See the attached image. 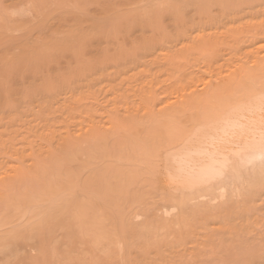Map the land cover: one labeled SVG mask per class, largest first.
<instances>
[{"label":"rangeland","instance_id":"374dc122","mask_svg":"<svg viewBox=\"0 0 264 264\" xmlns=\"http://www.w3.org/2000/svg\"><path fill=\"white\" fill-rule=\"evenodd\" d=\"M174 1H171L172 4L174 2L172 7L171 2L164 1V9L155 7L157 9L154 10L148 0H128L129 4L127 0H0V18L3 16L0 29L6 33L0 40V53L4 54L0 56V264L9 261V264H74L78 256L83 257V264L264 263V183L261 184V180L259 186L255 183L256 187L250 181L255 187L253 189L249 187L250 183L242 181L249 182L250 177L245 179V174L240 173L242 180L237 177L232 185L235 177L230 183L229 178L236 171L228 178L229 171H233L230 167L226 171L228 175H223V179L228 178L230 193L228 187L226 191L223 190L225 186L221 188L219 185H223V180V183L215 184L224 191L223 196L219 195L221 191L219 187L217 190L214 188L213 180L211 188L208 190L207 186L205 189L211 192L214 189L215 199L209 194L205 199L198 200L197 197L194 199L196 202L183 201L182 207L184 195L181 197L183 193L179 192L186 190L182 187L174 189L173 186L164 188L160 182L164 153L171 147L166 144V139L162 142L161 138L165 144L156 146L161 148V155L141 158L127 150L119 153L120 148L129 147L125 146L126 142H130L128 137L134 133L136 137L139 133L137 141H143L141 135L147 137L153 131L159 134L152 128L155 125H151V118L155 115L170 113L184 101L222 84L230 75L264 60V0H241L240 6H235L234 0H210L204 3L205 6L197 5L198 2L194 4L195 0H186L193 1L188 6L184 0V4L179 2L181 0ZM103 4L107 5L103 7ZM99 6L112 9L104 15L99 12V16ZM74 17L79 20L80 17H96L98 22L102 20L99 24L103 28L98 24V31L92 33L94 35L85 31L84 40L80 39L81 43L77 41L68 49L55 47L45 50L44 47L27 45V42L52 35L66 37L67 25L73 27L69 25L74 22L70 21ZM59 23L65 30L63 27L60 29L61 26L57 29ZM46 26L49 27L45 29ZM202 48H206L205 54ZM22 96L27 97L22 99ZM192 111L193 108L183 110L176 117V123L181 122V125L178 123L180 127L188 123L184 127H191L188 115L190 117ZM118 124L123 126L119 134ZM169 124L163 126L166 129L163 128L160 134L170 130L172 126ZM106 137L108 142L114 143V147L109 144L107 153V148L100 142V138L105 142ZM249 168L245 169L249 171ZM259 168L255 169L257 172L254 170L255 174L262 166ZM249 173H246V178ZM240 194L244 195L243 198ZM58 198L65 201H57ZM140 198L146 200L141 199L145 203L139 201ZM98 201L103 204L99 205ZM179 201L182 209L178 210L172 204L177 205ZM66 202L71 206L68 207ZM12 203L16 204L17 210L15 205L11 208ZM166 205L169 211L165 210ZM61 209L64 213H53ZM140 210L143 216L138 213ZM164 211H173L176 216L170 217L172 214ZM67 212L79 214V217L76 218L75 214L76 219H67ZM16 213L25 222L8 220ZM31 215L35 217L33 221L42 220L32 229L30 220H25ZM166 224H170L169 227ZM183 247L187 248L186 251Z\"/></svg>","mask_w":264,"mask_h":264},{"label":"bare ground","instance_id":"6f19581e","mask_svg":"<svg viewBox=\"0 0 264 264\" xmlns=\"http://www.w3.org/2000/svg\"><path fill=\"white\" fill-rule=\"evenodd\" d=\"M18 1V0H17ZM47 1H49V0H47ZM93 1V0H92ZM108 1V0H107ZM133 1V0H132ZM134 1H136V0H134ZM149 2H152V6L151 7H153L154 8V10H156L155 9V7H158V9L161 7V8H165L164 6V4H163V2L165 1L166 3H169V2H171V1H174V0H156V1H151V0H148ZM161 1V2H160ZM183 0H181V1H179V2H181V3H183L184 4V1H185V4L187 5L188 3H193V1L192 2H186V0H184L183 2H182ZM195 1H196V3H195ZM194 1V4H197V2H198V4L197 5H204V3H206L207 1H210V0H195ZM231 1H233V0H231ZM237 1V2H236ZM239 0H234V2H232L235 6L237 5V6H240V5H238V3L240 4L241 2H243V1H241L240 0V2H238ZM245 1V0H244ZM96 2V1H95ZM123 2V1H122ZM127 2H128V0H127ZM156 2V3H155ZM174 2H176V1H174ZM174 2H173V4H172V2H171V4L172 5H170L171 7L174 5ZM178 2V1H177ZM247 2H248V0H247ZM45 3V2H44ZM51 3V2H50ZM97 3V2H96ZM104 3V2H103ZM109 3V2H108ZM124 3V2H123ZM199 3H201V4H199ZM231 3V2H230ZM236 3V4H235ZM47 4V3H46ZM45 4V5H46ZM89 4V3H88ZM95 4V3H94ZM125 4V3H124ZM127 4V3H126ZM128 4H129V2H128ZM243 4V3H242ZM245 4V3H244ZM41 5V4H40ZM107 5V4H106ZM105 5V6H106ZM132 4H130V6H131ZM206 5V4H205ZM204 5V6H205ZM233 5V7H235ZM39 6V5H38ZM38 6H37V9H38ZM104 6V4H103V7H105ZM108 6H110V4L108 5ZM126 6H128V5H126ZM188 6V5H187ZM192 6V5H191ZM33 7H35V6H33ZM41 7V6H40ZM48 7V6H47ZM97 7H98V4H97ZM103 7L102 8H100V6H99V10L98 9H96V10H98V14H99V12H101L100 14H103L104 15V13H107V12H110L111 11V9L109 8L108 9V7H107V10H109V11H107L106 10V8H104L103 9ZM242 7H243V5H242ZM94 8V7H93ZM49 9V8H48ZM72 9V8H71ZM88 9H89V7H88ZM237 9V8H236ZM35 10V9H34ZM42 10V9H41ZM58 10V9H57ZM38 11V10H37ZM53 11V10H52ZM62 11V10H61ZM93 11V10H92ZM127 11H128V9H127ZM131 11V10H130ZM159 11V10H158ZM233 11V10H232ZM4 12V11H3ZM6 12V11H5ZM4 12V13H5ZM46 12V11H45ZM122 12H124V10H122ZM7 13V12H6ZM24 13V12H23ZM10 14V13H9ZM41 14V13H40ZM53 14V13H52ZM98 14H96V15H98ZM100 14H99V16H100ZM111 14V13H110ZM49 15V14H48ZM64 15V14H63ZM72 15V14H71ZM71 15H68V16H71ZM106 15H109V14H106ZM7 16V15H6ZM54 16H55V14H54ZM61 16V15H60ZM67 16V17H68ZM76 16V15H75ZM117 16V15H116ZM3 17V16H2ZM1 17V18H2ZM1 18H0V20H1ZM56 18H58V17H55V19ZM66 18V17H65ZM76 17H74L73 18V20L71 19L70 21H74L73 23H72V25H69V26H73L72 28H69L68 27V25H67V28H68V30H66V31H68V32H66L67 34H66V37H64V36H62V37H60V36H49V38L47 37V38H44V39H41V38H39V40L38 41H35V42H32V41H30V40H28V41H30V42H27V45L29 46V47H33V46H35V48L37 47V48H45V50H46V48H55V47H62V48H67V47H70L73 43H75L76 42V44H77V41L79 42L80 41V39H82L83 37H84V35H86V33H84L85 31L88 33V34H92V33H94L95 31H98V29H97V27H98V24L99 23H101L102 22V20H101V22H98L97 20H98V18L97 19H95V18H86V19H83V18H81L80 17V20L78 19V18H76ZM6 19V18H5ZM62 21H63V18H62V16H61V18H60ZM81 19L82 20H84V23H85V20H87V22L88 23H85V25H84V23L81 21ZM59 20V19H58ZM57 20V21H58ZM66 20V19H65ZM77 22H76V21ZM21 21V20H20ZM52 21H54L53 19H52ZM11 22V21H10ZM37 22V21H36ZM104 22V21H103ZM13 23V22H12ZM14 23H16V22H14ZM32 23V22H31ZM43 23V22H42ZM45 23V22H44ZM52 23V22H51ZM63 23V22H62ZM65 23V22H64ZM75 23V24H74ZM4 24V23H3ZM6 24V23H5ZM19 24H20V22H19ZM23 24V23H22ZM21 24V25H22ZM50 23H48V25H49ZM1 25V24H0ZM46 25V24H45ZM59 26H58V28L57 29H59L60 28V26H61V28L60 29H62V27H63V25L61 24V23H59L58 24ZM100 25H102V24H99V28H103V27H100ZM14 26V25H13ZM16 26V25H15ZM25 26V25H24ZM27 26H28V24H27ZM56 26H57V24H56ZM65 26V25H64ZM47 27H49V26H46L45 27V29H47ZM51 28H52V26H50ZM18 28H19V26H18ZM30 28V27H29ZM55 28V27H54ZM64 28V30H65V27H63ZM66 28V29H67ZM6 29V28H5ZM49 29V28H48ZM97 29V30H96ZM3 30V31H2ZM8 30V29H7ZM28 30V29H27ZM95 30V31H94ZM99 30H101V29H99ZM105 30V29H104ZM11 31V30H10ZM41 31V30H40ZM44 31H47V30H44ZM89 31V32H88ZM90 31H92V32H90ZM51 32V31H50ZM57 32V31H56ZM4 33H5V30L4 29H0V40L2 39L3 40V38L2 37H4ZM11 33V32H10ZM36 33V32H35ZM41 33V32H40ZM45 32H43V34H44ZM54 33V32H53ZM63 33H65V32H63ZM97 33V32H96ZM6 34V33H5ZM34 34V33H33ZM69 34V36H67ZM35 35V34H34ZM37 35H39V34H37ZM61 35H63V34H61ZM92 35H94V34H92ZM29 36V35H28ZM42 36V35H41ZM44 36V35H43ZM46 36H47V34H46ZM30 37V36H29ZM31 37H33V36H31ZM94 39V38H93ZM1 40V41H2ZM83 40H84V38H83ZM0 41V42H1ZM82 41V40H81ZM81 41H80V43H81ZM87 41H90L89 40V38H88V40ZM86 41V42H87ZM93 41V40H92ZM4 42V41H3ZM2 42V43H3ZM22 42H24V41H22ZM26 42V41H25ZM32 42V43H31ZM34 44V45H31V44ZM84 43V42H83ZM84 44H86V43H84ZM3 45V44H2ZM16 45H19V44H16ZM75 45V44H74ZM82 45V44H81ZM27 46V47H28ZM77 47V46H76ZM10 47H8V49H9ZM13 48V47H12ZM15 48V47H14ZM26 49V48H25ZM68 49V48H67ZM29 50V49H28ZM32 50V49H31ZM55 50V49H54ZM10 51V50H9ZM9 51H7V52H9ZM51 51V50H50ZM63 51H64V49H63ZM201 51H202V53L203 54H205L206 53V48H202L201 49ZM29 52V51H28ZM31 52V51H30ZM4 53V52H3ZM10 53V52H9ZM8 53V54H9ZM44 53V52H43ZM4 55V54H3ZM3 55H2V53H0V56H2L3 57ZM7 55V54H6ZM37 55V54H36ZM50 55V54H49ZM48 55V56H49ZM32 56V55H31ZM39 56V55H38ZM46 56V55H45ZM47 56V57H48ZM2 57H0V58H2ZM7 58V57H6ZM37 58H40V57H37ZM36 58V59H37ZM29 59H30V57H29ZM28 59V60H29ZM260 62H259V64L257 63V64H255V66L253 67H251V68H245V69H243V70H240L239 72H236L234 75H230V77L225 81V82H222V84L220 83V84H217V85H215V86H212L211 88H209L208 90H206V92L204 93V94H198V95H195V96H193L192 98H190V99H188V100H186V101H184L182 104H180V106H177V107H175V110L173 109L172 111H169L170 113H167V112H165L164 114H157V115H155L154 117H152L151 119L153 120L152 122H151V125H155V127L154 126H152V128H155L154 130H156L157 129V132L159 133V134H156L155 133V131H153V133L152 134H148V136L146 137V135H141V137L140 138H143V141H144V139H145V141L143 142V141H137V139H138V135H139V133L137 134V137L136 136H134V135H136L133 131V133L134 134H132L133 136H129L128 137V139H129V141L130 142H126L127 144L125 145V146H129V147H127V148H120L119 149V153H121L122 151H124V150H127L128 151V153H131V154H134V155H137V156H141V158H142V156H144V157H149V156H151L152 154H157V155H161L163 152H162V150H161V148H157L156 146H159V144L160 145H162V144H165V143H162V142H164L163 140H167V142H166V144L168 145V146H171L170 148H169V150L168 151H165V153H164V158H165V163H164V165H162L163 166V168H162V177H161V179H160V182H161V186L162 187H164V188H167V187H171V186H173L174 187V189L177 187H182L181 189H183L184 188V190H186V191H181V192H179L180 194L181 193H183V194H181V197H183L182 195H184V198L182 199V202L181 203H183V205L182 204H180V201L179 202H177V205L174 203V205L172 204V206L173 207H175V208H179L180 209V207H181V205H182V207H184V202L183 201H187V200H189L190 202L191 201H195L194 199H196L197 197L199 198L198 200H200V198H204L205 196H208L209 197V194L211 195H215V193H213L214 192V189H213V186L215 185V184H218V183H220V182H222L223 183V180L225 181L224 183H226L227 184V180H228V178L232 175V174H234L235 173V171H236V173L234 174V175H232L229 179H230V181H229V183L232 181L231 179H232V177H235V178H233L234 180L232 181V185H233V183H234V181H235V179H237V177L239 178V180L241 179L242 180V178H243V176H244V174H245V179H248L249 177V182H247L246 180H242V181H244L246 184H248L249 185V183H250V181L252 182V183H254V186L256 187V185L257 186H259V181L261 180V184H263L264 183V181L262 180L264 177H262V173H263V176H264V60H259ZM17 62V61H16ZM15 75V74H14ZM17 75V74H16ZM2 89H3V87H2ZM1 89V90H2ZM17 89V88H16ZM7 90H9L8 88H7ZM11 90H12V88H11ZM18 90V89H17ZM3 91V90H2ZM5 92V91H4ZM3 92V93H4ZM8 92V91H7ZM22 92V91H21ZM25 93V92H24ZM8 95H11L10 93L8 94ZM24 95H26V94H24ZM4 96V95H3ZM93 96V95H92ZM91 96V97H92ZM95 96V95H94ZM93 96V97H94ZM7 97V96H6ZM25 97V96H24ZM23 96H22V99L24 98ZM27 97V96H26ZM25 97V98H26ZM29 97V96H28ZM15 98H16V96H15ZM80 98V97H79ZM13 99V98H12ZM4 102H5V99H4ZM15 102V101H14ZM28 102V101H27ZM4 104V103H3ZM2 104V105H3ZM5 104H7V103H5ZM11 105V104H10ZM29 105H32V104H29ZM5 106V105H4ZM191 108H193V111L190 113L191 114V116L189 117V115H188V118H186V119H188L189 121H190V124L192 125L191 127H189V128H187V127H184L185 125H187L188 123H186L185 125H183V127H180L179 125H181L179 122V125H178V123H176L178 120H177V116H179L180 115V113L184 110H190ZM71 112V111H70ZM10 115V114H9ZM65 115V114H64ZM66 115H67V113H66ZM69 115V114H68ZM72 115V114H71ZM184 116V115H183ZM8 117V116H7ZM4 118H6V117H4ZM68 119H69V117H67ZM71 118V117H70ZM72 118H73V116H72ZM180 117H178V119H179ZM181 120H182V118H180ZM181 120H179V121H181ZM183 121H184V118H183ZM186 121V120H185ZM165 122V123H164ZM166 123H171V124H169V125H171L172 127H170V130L168 131V132H166V133H164V134H160V133H163V126H166ZM165 124V125H164ZM22 125H24V124H22ZM121 124H118L116 127L118 128V132H117V134H119V130H123V126H120ZM147 127V126H146ZM150 127V126H149ZM167 127V126H166ZM29 128V127H28ZM31 128H32V126H31ZM161 130H160V129ZM30 129V128H29ZM164 129H166V128H164ZM48 130H49V128H48ZM137 130V129H136ZM135 130V131H136ZM153 130V129H152ZM183 130V131H182ZM148 132H150V131H148ZM45 133V132H44ZM93 133H95V132H93ZM137 133V132H136ZM96 134H97V132H96ZM95 134V135H96ZM131 134V133H130ZM155 134V135H154ZM46 135V134H45ZM95 135L93 136V139H95ZM42 136H43V134H42ZM97 136V135H96ZM98 136H99V134H98ZM142 136H145V137H142ZM90 137H92V135H90ZM118 137V136H117ZM150 137H152V139H150V141H149V138ZM155 137V138H154ZM139 138V139H140ZM148 138V141L146 140ZM161 138H162V142H161ZM153 139L154 140H157L156 142L155 141H153ZM97 140V139H96ZM95 140V141H96ZM142 140V139H141ZM152 140V141H151ZM2 141V140H1ZM98 141V140H97ZM169 141H171V142H169ZM100 142L102 143V145H105V147L107 148V150H106V152L105 153H107V151H108V146H110L109 144H111V142H110V140H109V142H108V140H107V137H106V139H105V142H104V140L103 141H101V138H100ZM132 145V146H131ZM124 146V147H125ZM175 146H178V147H175ZM98 147V146H97ZM111 147H114V143H112L111 144ZM110 147V148H111ZM172 147H175V148H172ZM99 148V147H98ZM102 148V147H101ZM109 148V149H110ZM155 148H157V149H155ZM103 151V150H102ZM101 151V152H102ZM110 151V150H109ZM109 153V152H108ZM122 155V154H121ZM78 156V155H77ZM146 158V159H147ZM150 158V157H149ZM121 159V158H120ZM120 159H117V160H120ZM236 162H237V164H236ZM238 162H239V164H238ZM152 163V162H151ZM150 163V164H151ZM233 163L234 164H236V165H233ZM231 165V166H230ZM233 165V166H232ZM243 165V167H241V166ZM253 167H252V166ZM256 165V166H255ZM259 165H260V167L262 166V168H261V170H259V172H261V173H257V174H255L257 171L255 170V169H260L259 168ZM235 166H237V168L235 167ZM238 166H240V167H238ZM247 166H250L251 167V169L249 168V167H247ZM230 167H232V169H233V171L231 170V171H229L228 173H229V175H228V173L226 172L227 170H228V168H230ZM233 167H235V168H233ZM255 167V168H254ZM257 167V168H256ZM241 168L243 169V170H241ZM247 168H249L250 170L248 171V170H246ZM252 168H253V170H252ZM243 172H241L240 170ZM244 169H245V171H244ZM238 170V171H237ZM254 170L256 171V172H254ZM240 171V172H239ZM253 171V172H252ZM233 172V173H232ZM237 172H239V173H237ZM247 172H250L249 174H250V176H249V174H247V178H246V173ZM109 173V172H108ZM225 173H227L226 174V176L228 177H224V179H223V175H225ZM240 173L241 174H243V176H241L240 175ZM251 173H253V174H251ZM127 174V173H126ZM258 174H259V176L261 175V179L259 178V176H258ZM52 175H53V173H52ZM107 175V174H106ZM112 175V174H111ZM110 175V176H111ZM123 175V174H122ZM237 175V176H236ZM254 177V180H252V176ZM254 175H256V176H254ZM109 176V175H108ZM113 176H114V174H113ZM117 176V175H116ZM127 176V175H126ZM240 176H241V178H240ZM112 177V176H111ZM124 177V176H123ZM134 177V176H133ZM181 177H185L184 179H186V181H183L184 179L183 178H181ZM219 178V180H218V178ZM256 177V178H255ZM225 178H227V179H225ZM183 179V180H182ZM251 179V180H250ZM256 179H257V182H256ZM134 180V179H133ZM213 180H215V181H213ZM218 182H217V181ZM105 181V180H104ZM108 181V180H107ZM110 181V180H109ZM126 181V180H125ZM212 181H213V183H214V185H212V192L211 191H208L211 187V184H213L212 183ZM263 181V182H262ZM113 182H115V181H113ZM118 182V181H117ZM131 182V181H130ZM243 182V183H244ZM103 183V182H102ZM116 183V182H115ZM121 183V182H120ZM184 183H186L185 185H184ZM223 183V185H221V183L219 184L220 186H221V188H222V186L224 187L223 188V190L225 189L226 190V187H228L227 188V190H228V193H230L229 192V190H230V188H229V184H224ZM252 183H250L251 185H249V187L251 186V188H253V189H255V187H252ZM255 183H256V185H255ZM96 184V183H95ZM110 184V183H109ZM112 184V183H111ZM71 185V184H70ZM69 185V186H70ZM139 185V184H138ZM219 185H218V187H219ZM64 186V185H63ZM116 186V185H115ZM131 186V185H130ZM202 186H204L203 188H201ZM208 186V187H207ZM72 187V186H71ZM82 187V186H81ZM105 187H107V186H105ZM109 187V186H108ZM124 187V186H123ZM128 187V186H127ZM205 187H207V189L208 190H206L205 189ZM210 187V188H209ZM217 185H215L214 186V188L217 190ZM231 187V186H230ZM60 188H61V186H60ZM70 188V187H69ZM99 188V187H98ZM104 188V187H103ZM113 188V187H112ZM172 188V187H171ZM199 188H201V189H199ZM221 188L219 187V190L221 191V194H219L220 193V191H219V195H222V192H224L223 190H221ZM104 189H109V188H104ZM180 189V190H181ZM198 189L200 190V193H199V191H198ZM62 190H65V189H62ZM177 190H179V189H177ZM226 190V191H227ZM43 191V190H42ZM59 191V190H58ZM79 191V190H78ZM113 191V190H112ZM117 191V190H116ZM205 191V192H204ZM208 191V192H207ZM225 191V193H227ZM249 191V190H248ZM41 192V191H40ZM69 192V191H68ZM95 192V191H94ZM98 192V191H97ZM102 192H103V190H102ZM105 192V191H104ZM110 192V191H109ZM126 192V191H125ZM202 192V193H201ZM204 192V193H203ZM207 192V193H206ZM211 192V193H210ZM46 193H48V191L46 192ZM111 193V192H110ZM109 193V194H110ZM119 193V192H118ZM117 193V194H118ZM225 193H223V194H225ZM228 193H227V195H228ZM240 193H241V191H240ZM43 194V193H42ZM45 194V193H44ZM71 194V193H70ZM74 194H76V193H74ZM172 194V193H171ZM208 194V195H207ZM244 194V193H243ZM36 195H37V193H36ZM52 195V194H51ZM68 195V194H67ZM66 195V196H67ZM119 195V194H118ZM123 195V194H122ZM211 195V196H212ZM214 195H213V197L212 198H214ZM218 195V196H219ZM241 196H242V198H243V196L244 195H242V194H240ZM33 196V195H32ZM42 196H44V195H42ZM102 196V195H101ZM103 196H105L104 194H103ZM113 196V195H112ZM112 196H110V197H112ZM115 196V195H114ZM223 196V195H222ZM60 197V196H59ZM64 197V196H63ZM63 197L61 198V199H63ZM99 196L97 195V198H98ZM131 197V196H130ZM139 197V196H138ZM215 197H217V195H215ZM221 197V196H220ZM36 198V197H35ZM96 198V199H97ZM103 198V197H102ZM114 198V197H113ZM137 198V197H136ZM135 198V199H136ZM206 198V197H205ZM204 198V199H205ZM38 199V198H37ZM43 199V198H42ZM45 199V198H44ZM59 200V198H58V200L57 201H61V202H63V201H65V200ZM68 199H70V198H68ZM67 199V200H68ZM71 199H72V197H71ZM84 199V198H83ZM105 199H107L106 197H105ZM104 199V200H105ZM112 199V198H111ZM115 199V198H114ZM141 199L142 198H140V200L139 201H141ZM179 199V198H178ZM215 199V198H214ZM231 199V198H230ZM235 199V198H234ZM51 200V199H50ZM56 200V199H55ZM89 200H91V198L89 199ZM110 200V199H109ZM143 200V199H142ZM210 200V199H209ZM213 200V199H212ZM244 200V199H243ZM33 201V200H32ZM31 201V204L33 203L34 204V202L36 201H34V202H32ZM73 201V200H72ZM96 201V200H95ZM110 201H112V200H110ZM127 201V200H126ZM143 201H146V200H143ZM143 201H141V202H143ZM188 201V202H189ZM29 202V201H28ZM70 202V201H69ZM89 202V201H88ZM100 202V203H99ZM106 202H107V200H106ZM105 202V203H106ZM122 202V201H121ZM196 202V201H195ZM239 202V201H238ZM10 203V202H9ZM23 203V202H22ZM25 203V202H24ZM44 203V202H43ZM57 203V202H56ZM76 203V202H75ZM98 203H99V205L101 204V201H98ZM98 203H96V204H98ZM143 203H145V202H143ZM148 203V202H147ZM6 204V203H5ZM47 204V203H46ZM59 204V203H58ZM62 204V203H61ZM60 204V205H61ZM64 204V203H63ZM66 204H68V207H70L71 206V204L70 203H68V202H66ZM74 204V203H73ZM72 204V205H73ZM103 204V203H102ZM101 204V205H102ZM118 204H120L119 203V201H118ZM211 204V203H210ZM226 204V203H225ZM9 206L11 205V204H8ZM8 205H5V206H8ZM15 205V206H14ZM34 205H36V204H34ZM50 205V204H49ZM57 205V204H56ZM65 205V204H64ZM80 205V204H79ZM107 205V204H106ZM105 205V207H107ZM110 205V204H109ZM147 205V204H146ZM12 206H14V209H18V208H16V204H13L12 203V205H11V208L13 209V207ZM20 206V205H19ZM22 206V205H21ZM25 206V205H24ZM29 206V205H28ZM62 206V205H61ZM67 206V205H66ZM98 206V205H97ZM130 206V205H129ZM128 206V207H129ZM171 206V207H172ZM206 206V205H205ZM236 206V205H235ZM246 206V205H245ZM253 206V205H252ZM33 207V206H32ZM47 207V206H46ZM76 207V206H75ZM85 207H86V205H85ZM110 207V206H109ZM137 207V206H136ZM148 207V206H147ZM182 207H181V209H182ZM210 207V206H209ZM2 208V207H1ZM11 208H8V209H10L11 210ZM48 208H49V206H48ZM83 208V207H82ZM99 208V207H98ZM131 208V207H130ZM165 208V210L167 209V205H166V207H164ZM169 208H170V204H169ZM187 208V207H186ZM186 208H185V210H186ZM201 208V207H200ZM233 208V207H232ZM20 209V208H19ZM40 209V208H39ZM44 209V208H43ZM47 209V208H46ZM111 209V208H110ZM109 209V210H110ZM137 209H138V207H137ZM171 210H172V208H170ZM170 209H167V211H169ZM176 209V210H177ZM178 209V210H179ZM16 210H14V211H16ZM23 210V209H22ZM42 210V209H41ZM64 210V209H63ZM75 210V209H74ZM80 210V209H79ZM100 210V209H99ZM108 210V211H109ZM164 210V209H163ZM184 210V211H185ZM13 211V210H12ZM11 211V212H12ZM20 211V210H19ZM19 211H17V212H19ZM68 211V210H67ZM86 211V210H85ZM117 211V210H116ZM119 211V210H118ZM173 211H175V209H173ZM173 211H172V213H173ZM183 211V210H182ZM190 211V210H189ZM204 211V210H203ZM238 211H240V210H238ZM8 212V211H7ZM28 212V211H27ZM84 212V211H83ZM105 212V211H104ZM209 212V211H208ZM241 212V211H240ZM1 213H3V211L1 212ZM20 213V212H19ZM37 213H39V212H37ZM53 213L54 214H62V213H64V212H62V209L61 210H55V211H53ZM138 213H141V210L140 211H138ZM149 213V212H148ZM164 213L166 214V213H169V214H172V213H170V212H165L164 211ZM8 214V213H7ZM21 214V213H20ZM46 214V213H45ZM76 214V213H75ZM75 214L74 213H72V212H67L66 213V216H67V219L69 218V219H76V218H78L79 217V214H76V218H75ZM92 214V213H91ZM104 214V213H103ZM109 214H111L112 215V213L111 212H109ZM142 214V213H141ZM176 214V213H175ZM2 215V214H1ZM88 215V214H87ZM116 215H117V213H116ZM123 215V214H122ZM174 214H172L170 217H172ZM197 215V214H196ZM205 215V214H204ZM209 215H210V213H209ZM233 215V214H232ZM237 215H238V213H237ZM6 216V215H5ZM21 215H17V213H16V215L15 214H13V216H12V218H8V220H16V222H17V220H20L21 219V217H20ZM99 216V215H98ZM101 216V215H100ZM114 216V215H113ZM140 217H141V215H139ZM142 216H143V214H142ZM174 216H176V215H174ZM16 217H18V218H16ZM32 217V218H31ZM54 217V216H53ZM73 217V218H72ZM161 217V216H160ZM203 216H201V218H202ZM207 217V216H206ZM7 218V217H6ZM14 218V219H13ZM34 218L35 217H33V215H31V216H29V217H27V219H25L26 221L27 220H30V221H28V222H30L29 224L31 225V229L33 228V227H37L38 225H40V222H42V220L40 221V220H36V221H33L34 220ZM39 217H37V219H38ZM49 218V217H48ZM61 218V217H60ZM59 218V219H60ZM90 218H93V217H90ZM95 218V217H94ZM157 218V217H156ZM184 218V217H183ZM1 219H3V218H1ZM33 219V220H32ZM46 219V218H45ZM52 219H54V218H52ZM89 219V218H88ZM99 219V218H98ZM109 219V218H108ZM114 219V218H113ZM154 219V218H153ZM208 219V218H207ZM177 220H179V219H176V221ZM181 220V219H180ZM7 221V220H6ZM5 221V222H6ZM13 221V222H14ZM20 221H22V220H20ZM60 221V220H59ZM83 221V220H82ZM100 221V220H99ZM147 221L149 222V220L147 219ZM172 221V220H171ZM184 221V220H183ZM235 221V220H234ZM237 221V220H236ZM248 221V220H247ZM4 222V221H3ZM22 222H25V221H22ZM53 222V221H52ZM51 222V223H52ZM94 222V221H93ZM145 222H146V220H145ZM144 222V223H145ZM147 222V223H148ZM167 222H169V221H167ZM239 222V221H238ZM252 222V221H251ZM7 223H8V221H7ZM10 223H12V222H10ZM47 223V222H46ZM77 223V222H76ZM83 223V222H82ZM98 224H99V222H97ZM106 223V222H105ZM150 223H152V222H150ZM175 223H177V222H175ZM189 223V222H188ZM195 223V222H194ZM247 223V222H246ZM5 224V223H4ZM24 224V223H23ZM22 224V225H23ZM26 224V223H25ZM29 224H27V225H29ZM59 224V223H58ZM93 224V223H92ZM143 224V223H142ZM149 224V223H148ZM178 224V223H177ZM180 224H181V221H180ZM179 224V225H180ZM200 224V223H199ZM230 224V223H229ZM26 225V226H27ZM51 225V224H50ZM167 225V224H166ZM170 225V224H169ZM169 225H167V227H169ZM188 225V224H187ZM231 225H232V223H231ZM249 225V224H248ZM26 226H25V228H26ZM63 226V225H62ZM64 226H65V224H64ZM240 226V225H239ZM244 226V225H243ZM257 226V225H256ZM21 227V226H20ZM52 227V226H51ZM79 227V226H78ZM94 227H95V225H94ZM99 227V226H98ZM109 227V226H108ZM146 227H149V226H146ZM172 227V226H171ZM179 227V226H178ZM229 227V226H228ZM2 228V227H1ZM18 228V227H17ZM46 228V227H45ZM54 228V227H53ZM52 228V229H53ZM83 228V227H82ZM137 228H139L140 229V227H137ZM151 228H152V226H151ZM161 228V227H160ZM176 228H177V226H176ZM184 228V227H183ZM238 228V227H237ZM27 229H28V227H27ZM52 229L50 230V229H48V230H50V231H52ZM95 229H96V227H95ZM189 229V228H188ZM20 230V229H19ZM55 230V229H54ZM118 230V229H117ZM204 230V229H203ZM225 230H227L226 228H225ZM239 230H241V229H239ZM9 231V230H8ZM64 231V230H63ZM80 231V230H79ZM93 231V230H92ZM175 231V230H174ZM176 231H178V229H176ZM236 231V230H235ZM251 231V230H250ZM43 232V231H42ZM47 232H49V231H47ZM61 232V231H60ZM78 232V231H77ZM82 232H84V231H82ZM110 232V231H109ZM117 232V231H116ZM147 232V231H146ZM163 232V231H162ZM164 232H165V230H164ZM194 232V231H193ZM202 232V231H201ZM205 232V231H204ZM239 232V231H238ZM6 233V232H5ZM50 233V232H49ZM65 233H66V231H65ZM70 233V232H69ZM137 233V232H136ZM157 233V232H156ZM173 233V232H172ZM183 233V232H182ZM190 233V232H189ZM200 233V232H199ZM43 234V233H42ZM48 234V233H47ZM52 234V233H51ZM148 234V233H147ZM158 234V233H157ZM160 234V233H159ZM161 234H163V233H161ZM167 234H169V233H167ZM175 234V233H174ZM192 234V233H191ZM203 234V233H202ZM236 234V233H235ZM234 234V235H235ZM239 234V233H238ZM23 235V234H22ZM59 235H60V233H59ZM70 235H72V234H70ZM78 235V234H77ZM108 235V234H107ZM154 234H152L151 236H153ZM156 235V234H155ZM165 235V233L163 234V236ZM201 235V234H200ZM234 235H233V237H234ZM34 236V235H33ZM73 236V235H72ZM102 236V235H101ZM110 236V235H109ZM133 236V235H132ZM140 236V235H139ZM163 236H161L160 238H162ZM244 236V235H243ZM22 237V236H21ZM29 237V236H28ZM116 237V236H115ZM181 237V236H180ZM200 237V236H199ZM253 237V236H252ZM33 238V237H32ZM36 238V237H35ZM46 238V237H45ZM51 238V237H50ZM54 238V237H53ZM72 238V237H71ZM86 238V237H85ZM118 238V237H117ZM123 238V237H122ZM130 238V237H129ZM135 238H138V237H135ZM146 238V237H145ZM150 238V237H149ZM158 238V237H157ZM167 238H169V237H167ZM173 238V237H172ZM179 238V237H178ZM34 239V238H33ZM39 239H41V238H39ZM65 239V238H64ZM69 239V238H68ZM73 239V238H72ZM110 239V238H109ZM108 239V240H109ZM112 239V238H111ZM159 239V238H158ZM163 239V238H162ZM165 239V238H164ZM170 239V238H169ZM174 239V238H173ZM201 239V238H200ZM118 240H120V239H118ZM143 240H144V238H143ZM150 240V239H149ZM167 240V239H166ZM178 241L180 240V239H177ZM187 240V239H186ZM245 240V239H244ZM26 241V240H25ZM40 241V240H39ZM49 241V240H48ZM63 241V240H62ZM84 241V240H83ZM151 241V240H150ZM188 241V240H187ZM187 241H186V243H187ZM243 241V240H242ZM246 241V240H245ZM249 241V240H248ZM20 242V241H19ZM23 242V241H22ZM41 242V241H40ZM44 242V241H43ZM55 243H56V241H54ZM67 242H68V240H67ZM101 242V241H100ZM99 242V243H100ZM132 242V241H131ZM148 242V241H147ZM145 243V244H147L146 246H148V243ZM167 242V241H166ZM183 242V241H182ZM241 242V241H240ZM239 242V243H240ZM247 242V241H246ZM2 243V242H1ZM0 243V244H1ZM39 243V242H38ZM103 243H105V242H103ZM136 243H137V240H136ZM143 243V242H142ZM243 243V242H242ZM30 244V243H29ZM32 244V243H31ZM44 244H46V243H44ZM59 244V243H58ZM69 244V243H68ZM75 244V243H74ZM79 244V243H78ZM84 244V243H83ZM155 244V243H154ZM180 244V243H179ZM17 245V244H16ZM15 245V246H16ZM35 245V244H34ZM39 245H40V243H39ZM50 245V244H49ZM131 245H133V244H131ZM242 245H244V244H242ZM8 246V245H7ZM36 246V245H35ZM64 246H65V244H64ZM68 246V245H67ZM77 246V245H76ZM115 246H117V245H115ZM125 246V245H124ZM127 246V245H126ZM135 246V245H134ZM6 247V246H5ZM19 247V246H18ZM43 247V246H42ZM51 247V246H50ZM49 247V248H50ZM54 247H56V246H54ZM53 247V248H54ZM59 247V246H58ZM57 247V248H58ZM66 247V246H65ZM111 247H113V246H111ZM178 247V246H177ZM186 247V246H185ZM185 247H183L184 249H185V251H186V249L187 248H185ZM196 247V246H195ZM199 247V246H198ZM241 247V246H240ZM10 248V247H9ZM17 248V247H16ZM52 248V247H51ZM107 248H109V247H107ZM252 248V247H251ZM32 249V248H31ZM61 249V248H60ZM74 249H76V248H74ZM105 249H106V247H105ZM112 249V248H111ZM115 249V248H114ZM144 249V248H143ZM172 249V248H171ZM190 249V248H189ZM188 249V250H189ZM195 249V248H194ZM247 249V248H246ZM253 249V248H252ZM256 249V248H255ZM21 250V249H20ZM34 250V249H33ZM64 250V249H63ZM78 250V249H77ZM100 250V249H99ZM104 250V249H103ZM117 250V249H116ZM128 250V249H127ZM133 250V249H132ZM141 250V249H140ZM197 250V249H196ZM238 250V249H237ZM244 250H245V248H244ZM262 250V249H261ZM15 251V250H14ZM32 251V250H31ZM52 251V250H51ZM70 251V250H69ZM106 251H108V250H106ZM110 251V250H109ZM119 251V250H118ZM144 251V250H143ZM155 251V250H154ZM157 251V250H156ZM155 251V252H156ZM160 251V250H159ZM179 251V250H178ZM177 251V252H178ZM253 251V250H252ZM111 252V251H110ZM127 252V251H126ZM145 252V251H144ZM158 252V251H157ZM242 252H245V251H242ZM254 252V251H253ZM11 252H9V254H10ZM17 253V252H16ZM64 253V252H63ZM76 253V252H75ZM74 253V254H75ZM101 253H103V251L101 252ZM121 253V252H120ZM159 253V252H158ZM157 253V254H158ZM175 253V252H174ZM250 253V252H249ZM78 254V253H77ZM93 254V253H92ZM114 254V253H113ZM118 254V253H117ZM122 254V253H121ZM129 254V253H128ZM127 254V255H128ZM142 254V253H141ZM156 254V253H155ZM154 254V255H155ZM176 254V253H175ZM185 254H188V253H185ZM191 254V253H190ZM246 254H248V253H246ZM261 254V253H260ZM15 255V254H14ZM54 255V254H53ZM119 255V254H118ZM146 255H147V252H146ZM196 255V254H195ZM244 255V254H243ZM264 255V254H263ZM5 256V255H4ZM108 256V255H107ZM113 256H115V255H113ZM132 256V255H131ZM137 256V255H136ZM141 256V255H140ZM153 256V255H152ZM197 256V255H196ZM242 256V255H241ZM247 256V255H246ZM252 256V255H251ZM15 257V256H14ZM13 256L11 257L10 256V258H14ZM20 257V256H19ZM63 257H67V256H64L63 255ZM89 257V256H88ZM98 257V256H97ZM148 257V256H147ZM236 256H234L233 258H235ZM250 257V256H249ZM6 258V257H5ZM9 258V259H10ZM59 258V257H58ZM58 258H57V260H58ZM82 258L83 257H79L78 256V261H77V263H75L76 261H74V264H83V263H85V261L83 262L82 261ZM119 258H120V256H119ZM127 258V257H126ZM137 258V257H136ZM144 258H145V256H144ZM159 258V257H158ZM238 258V257H237ZM244 258H245V256H244ZM257 258V257H256ZM66 259V258H65ZM131 259V258H130ZM143 259V258H142ZM148 259V258H147ZM166 259V258H165ZM239 259V258H238ZM14 260V259H13ZM69 260V259H68ZM124 260V259H123ZM155 260H157V259H155ZM134 261V260H133ZM254 261H256V259L254 260ZM113 262V261H112ZM123 262V261H122ZM128 262V261H127ZM135 262H136V259H135ZM139 262V261H138ZM167 262H169V261H167ZM166 262V263H167ZM249 262V261H248ZM10 263V261L8 262V263H6V264H9ZM61 263V262H60ZM92 263H93V261H92ZM151 263V262H150ZM72 264V263H71ZM114 264V263H113ZM136 264V263H135ZM256 264V263H255ZM264 264V263H263Z\"/></svg>","mask_w":264,"mask_h":264}]
</instances>
